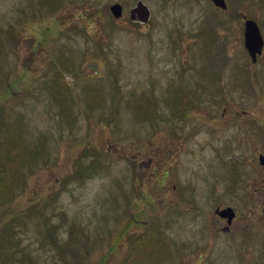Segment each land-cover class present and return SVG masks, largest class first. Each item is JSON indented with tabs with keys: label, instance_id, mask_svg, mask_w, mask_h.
Here are the masks:
<instances>
[{
	"label": "rangeland",
	"instance_id": "obj_1",
	"mask_svg": "<svg viewBox=\"0 0 264 264\" xmlns=\"http://www.w3.org/2000/svg\"><path fill=\"white\" fill-rule=\"evenodd\" d=\"M135 1L0 0L4 125L44 149L0 205V264H62L47 222L61 241L79 228L75 264L121 263L128 240L109 243L132 217L130 232L155 224L161 264H264V212L248 197L264 175L251 137L264 139V83L251 84L239 19L211 0H142L150 19L132 23ZM218 204L239 207L228 230Z\"/></svg>",
	"mask_w": 264,
	"mask_h": 264
},
{
	"label": "trees",
	"instance_id": "obj_2",
	"mask_svg": "<svg viewBox=\"0 0 264 264\" xmlns=\"http://www.w3.org/2000/svg\"><path fill=\"white\" fill-rule=\"evenodd\" d=\"M52 79L57 81L61 78L54 76ZM4 90L7 91V88ZM175 103L177 102L175 101ZM61 105L66 106L65 111L69 109L67 107L68 103L66 104L65 101H61ZM178 105L180 106L179 103ZM181 105H185L184 102H182ZM146 113L147 112L143 109L141 114L143 115ZM6 119L5 109H0V129L2 130L0 133V205L2 207H4V203L9 201L13 196L14 189L17 186L16 181L20 180L19 175L23 169L21 162L23 160H28L31 163H35L39 158L41 159V153L44 154V149L40 143L36 144L31 149L21 148V146L15 141V137H17V140L20 142V133H18L17 136H15V133L12 135V131L14 130L12 126L7 123L4 125ZM22 141H24L23 137L21 142ZM100 165L101 163H99L96 158H93L81 167V171H84L85 168L92 169L93 167ZM74 173V177H81L79 176L80 173ZM10 219L11 218L7 219L5 224L1 227V233L3 234L1 237L6 241L3 250H6L7 245L9 244H7V241L13 236ZM134 222L138 223L139 220L134 221V217L125 220L124 226H118L115 234L110 240V250H112L113 245L119 244L118 241L121 238H126L128 240V253L122 262L118 264H161L160 260L163 257H167V250L165 252L164 248H167L168 246L162 242L160 237H156L153 234L155 224L150 222L149 225L146 224L144 226V229L141 230V232H130V227ZM56 226L57 224L53 225L47 222V224L43 226L45 234H43L42 237L52 248L56 249V253L60 256L59 262L63 261L61 262L62 264H75L78 259L77 247L72 242L77 240L76 232L79 228L76 225L71 224L67 231V237L61 241L56 234ZM109 253L110 252L108 251V253L105 254V257H108ZM6 255L7 254H5L4 257H6ZM10 260L12 262L14 259L10 258ZM105 261L106 260L102 256L97 264H103Z\"/></svg>",
	"mask_w": 264,
	"mask_h": 264
},
{
	"label": "flooded vegetation",
	"instance_id": "obj_3",
	"mask_svg": "<svg viewBox=\"0 0 264 264\" xmlns=\"http://www.w3.org/2000/svg\"><path fill=\"white\" fill-rule=\"evenodd\" d=\"M136 2L137 0L132 6H130L128 17L130 18V21H132V23L135 22L139 24H146L150 19V15H151L150 9H149V18L146 21H140L138 19L131 18V9L136 4ZM215 7L218 8L219 10H230L231 15L239 19L238 21L239 25L237 27V33H238L237 37L240 41V47L242 48V53H243L244 58L246 59L248 57L250 59L249 60L250 67L249 66L248 67L250 68L251 84L253 85V88L255 87L254 90L259 93V90L261 89L260 86L262 87L261 84L264 83L263 81L264 79V0H242V2L238 5H236V2H235L234 6L230 5L229 1H226L225 7H218V6H215ZM122 14H123V10L120 16H122ZM247 19H250L256 24V26L258 27L257 29L259 31V35H260V45L258 41V43H256V45L253 46V50H254L253 57H251L249 51L247 50L244 44L245 21ZM246 64L249 65L247 61H246ZM263 119H264V115L261 117L260 126L257 124V128L264 134ZM257 134L258 132L256 131H254L253 133L251 132V137L254 136V141H255L254 146H253L254 156L257 157L258 166L264 171V148L262 147L264 146L263 144L264 139L262 140V142L258 141ZM258 143L261 145L260 147L258 146ZM260 155H262L261 159L259 158ZM249 161L254 162V158L248 159V162ZM256 166H254L253 168L251 167V169L257 170ZM236 172H237V169H236ZM234 177L235 176H233V178ZM250 177L253 183L251 185L252 193L251 195H248V197L254 198L253 204L255 205V209L262 210V214H263L264 212V175H262V177H259L260 178L259 180L256 176L250 175ZM253 179H256V180H253ZM257 196H259L258 200H256ZM245 203L246 202L242 201V204H245ZM226 205H230V204H222V205L218 204L215 206V210L216 208H221ZM238 209L239 207L235 208V210H238ZM219 218L226 221V217L219 215ZM228 229H229V226H227V228H225L224 230H228Z\"/></svg>",
	"mask_w": 264,
	"mask_h": 264
},
{
	"label": "water",
	"instance_id": "obj_4",
	"mask_svg": "<svg viewBox=\"0 0 264 264\" xmlns=\"http://www.w3.org/2000/svg\"><path fill=\"white\" fill-rule=\"evenodd\" d=\"M211 1L219 7L226 6L225 0H211ZM109 9L115 17L120 16L122 13V5L119 2L111 3ZM131 18L138 19L140 21H146L149 18V8L142 0H137L136 4L132 7ZM257 28L258 27L256 26V24L250 19H247L245 21L244 44L247 50L249 51L251 57H253L254 55L253 46L256 45L258 41L260 45V35ZM263 125H264V119H263ZM259 158L261 159L262 155H260ZM215 212L220 216L226 217L227 224L223 227L224 229L227 228L228 223L235 215V210L231 205H226L221 208H216Z\"/></svg>",
	"mask_w": 264,
	"mask_h": 264
}]
</instances>
